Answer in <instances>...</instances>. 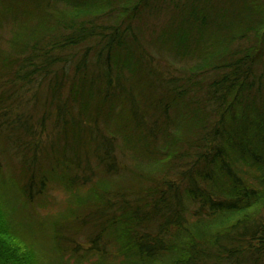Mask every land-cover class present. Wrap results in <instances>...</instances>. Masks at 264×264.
<instances>
[{
  "label": "trees",
  "instance_id": "trees-1",
  "mask_svg": "<svg viewBox=\"0 0 264 264\" xmlns=\"http://www.w3.org/2000/svg\"><path fill=\"white\" fill-rule=\"evenodd\" d=\"M3 30L0 264H264V0H0Z\"/></svg>",
  "mask_w": 264,
  "mask_h": 264
},
{
  "label": "rangeland",
  "instance_id": "rangeland-1",
  "mask_svg": "<svg viewBox=\"0 0 264 264\" xmlns=\"http://www.w3.org/2000/svg\"><path fill=\"white\" fill-rule=\"evenodd\" d=\"M2 34L4 35V38L2 37V39L0 40V44L5 43L4 41L8 38V34H7V31L6 30H3L2 31ZM12 167L15 169V163H12ZM68 197H70V196L68 195ZM50 199L54 200L53 202H55V203H53L54 207H53L52 210L49 209V208H52V207H50V203L48 201H46V202L39 201L37 207L35 206L33 209H30L27 212L29 218H31L33 214H36L38 212L39 213V216L43 220H45V218H47L46 216L49 217L51 215V213L53 214V213H55L58 210V207L57 206L60 205V202L62 200L65 201L67 199V195L64 192L61 193L59 191H53V192L50 193L49 197L47 198V200L51 201ZM46 204L49 207L42 208L41 209V207H44ZM62 206L63 205L60 206L59 210L62 211V212H65L66 210L64 208H62ZM42 219H40V220H42ZM36 220H38L40 222L39 219H36ZM52 221H53V218L52 219H48L47 221H45L46 222V224H45L46 227L43 230L44 231L43 232V236L41 238V241L39 242V247L41 246V248L44 251H48L49 250L50 243L49 242H46V241H43V240L47 237V233L52 229V227L50 226V223ZM23 239H25V238L23 237ZM23 239L21 240L22 242L24 241Z\"/></svg>",
  "mask_w": 264,
  "mask_h": 264
}]
</instances>
